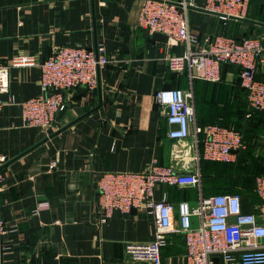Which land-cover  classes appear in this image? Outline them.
<instances>
[{"label": "crops", "instance_id": "crops-1", "mask_svg": "<svg viewBox=\"0 0 264 264\" xmlns=\"http://www.w3.org/2000/svg\"><path fill=\"white\" fill-rule=\"evenodd\" d=\"M143 1L0 0L1 61L26 55L39 62L56 46H102L110 59L95 87L64 93L66 107L49 129L24 126L18 104L0 109V219L7 228L0 241L8 245L0 264H149L125 252L128 242L152 239L148 209L115 210L99 224L97 184L104 171H142L153 159L201 176L200 189L158 184L154 199L194 205L200 196L237 191L242 210H254V179L245 185L234 175L229 182L220 162L202 158L201 134L198 142L193 135L169 138L164 110L154 99L159 88L179 87L192 92L199 126L216 123L239 131L259 124V111L246 116L239 68L221 65L216 81L169 70L166 57L181 55L184 46L153 39L137 24ZM169 1L188 5L194 49L218 34L257 36L264 46V0H249L244 18L228 19L203 8L204 0ZM39 73L34 65L11 67L9 93L17 100L40 94ZM252 142L246 140V147ZM244 149L229 161L235 167ZM160 253V264H185L183 235L167 233Z\"/></svg>", "mask_w": 264, "mask_h": 264}, {"label": "built area", "instance_id": "built-area-1", "mask_svg": "<svg viewBox=\"0 0 264 264\" xmlns=\"http://www.w3.org/2000/svg\"><path fill=\"white\" fill-rule=\"evenodd\" d=\"M249 0H204L206 10L222 19L244 18ZM187 4L169 0H144L137 14V24L149 33L160 32L167 43L184 46L181 55L166 57L168 69L186 72L190 78L216 81L223 64L236 65L239 85L245 90L250 110L264 111V46L260 37L214 35L205 45L194 49L196 37L188 23ZM110 59L103 47L56 46L42 61L31 56L0 59V109L5 104H18L24 126L49 129L59 112L66 107L64 93L77 87L93 88L98 71ZM37 66L42 92L17 100L9 93V69L17 66ZM7 97H3V95ZM155 102L164 110L171 139L193 135L196 142L202 135L201 156L207 160L228 162L234 151L246 147L241 133L216 123L199 126L195 122L192 92L179 87L159 88ZM250 112L246 114L249 116ZM191 185L200 189L198 170L176 171L153 159L142 171H104L98 180V223H103L115 210L128 212L132 207H146L154 223L153 237L147 242H128L125 252L135 261L160 264V249L167 233H181L184 238L185 264H264V174L254 178L256 197L253 211H243L238 192L200 196L197 203L186 200L171 203L165 198L154 199L158 184ZM193 217L197 223L193 224ZM6 224L0 219V233ZM8 248L0 241V261ZM217 258V261H215Z\"/></svg>", "mask_w": 264, "mask_h": 264}, {"label": "rangeland", "instance_id": "rangeland-1", "mask_svg": "<svg viewBox=\"0 0 264 264\" xmlns=\"http://www.w3.org/2000/svg\"><path fill=\"white\" fill-rule=\"evenodd\" d=\"M255 112L259 110H250L248 112ZM260 112V119L261 123L259 124H250L243 126L239 132L241 133L243 139L249 140L251 137L253 138V142L248 144L247 147L244 149V153L242 158H248L249 156L251 159H246L245 162L253 161V167L259 168L255 169L258 173H264V114ZM252 151V152H251ZM248 153V154H247ZM244 159L242 163H244ZM248 165V163L246 164ZM233 168V167H232ZM233 171V170H232Z\"/></svg>", "mask_w": 264, "mask_h": 264}, {"label": "trees", "instance_id": "trees-1", "mask_svg": "<svg viewBox=\"0 0 264 264\" xmlns=\"http://www.w3.org/2000/svg\"><path fill=\"white\" fill-rule=\"evenodd\" d=\"M242 151V150H239ZM238 151V152H239ZM243 155H246L245 153L240 154L238 160H237V164L238 162H240L239 164H241V166L235 167L233 164H231L229 161L228 162H220V168L225 172L228 173V176L226 177V179L229 182L233 181L234 175H237L238 177L236 178H240L241 181L245 184L248 185L251 181V179L255 178L256 175L258 174H264V173H258L255 169H259L256 167H253L252 164L254 163L252 160L249 162H245L246 159H251V157L249 156L248 158H242ZM244 159V163H242ZM207 161V159H205ZM211 161V160H209ZM214 162H219V161H214ZM248 163V165H246ZM233 167V168H232ZM233 170V171H232ZM211 180L210 176L206 177V181L209 183V181ZM231 192H237V191H225L222 193H231ZM220 193V192H218ZM239 193V192H238ZM254 194V193H253Z\"/></svg>", "mask_w": 264, "mask_h": 264}, {"label": "water", "instance_id": "water-1", "mask_svg": "<svg viewBox=\"0 0 264 264\" xmlns=\"http://www.w3.org/2000/svg\"><path fill=\"white\" fill-rule=\"evenodd\" d=\"M152 38L153 39H156V40L164 41V42L167 41V36L165 34H163V33H160V32H154V33H152ZM262 72L264 73V65H263V68H262ZM234 152H238V151H234ZM130 210L132 212H134L135 211V208L132 207ZM215 261H217V258H215Z\"/></svg>", "mask_w": 264, "mask_h": 264}]
</instances>
